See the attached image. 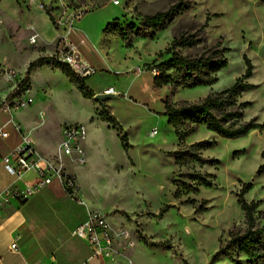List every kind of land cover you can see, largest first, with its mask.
I'll use <instances>...</instances> for the list:
<instances>
[{"label":"rangeland","instance_id":"rangeland-1","mask_svg":"<svg viewBox=\"0 0 264 264\" xmlns=\"http://www.w3.org/2000/svg\"><path fill=\"white\" fill-rule=\"evenodd\" d=\"M114 1L52 0L48 5L54 14L79 3L91 6L76 27L87 45L96 43L93 48L101 50L113 65L110 72L99 68L87 78L88 86L97 92L92 98L84 97L72 82L68 85L57 78L56 84L66 98L63 104L51 101L46 105L44 131L54 146L63 125L80 122L88 128V139L83 144L86 164L67 165L75 173L79 190L75 197L66 191V200L56 199L51 205L56 227H62L60 221L68 226L62 243L75 241L73 228L85 212L98 209L107 216L114 231L129 233L127 238L116 241V259L130 262L134 248L143 245L159 255V264H264L245 254L232 258L219 255L229 230L242 231L246 227L238 196L244 183H252L244 198L248 202L261 201L256 216L258 227L264 226V172L258 174L264 164V128L243 137L227 138L201 124L181 143L164 113L166 100L198 102L210 93L233 86L245 73L246 56L253 65V75L247 81L255 87L239 101L250 104L245 109L246 120L255 118L264 124V0ZM181 1L188 8L173 15L165 28H147L144 36H133L130 43L117 33H104V27L115 18L122 26H140L145 16L165 12ZM7 31L0 27V36ZM48 32L46 25L45 33ZM30 33L22 29L15 37L22 50H32L27 40ZM182 33L201 39L194 47L176 48L182 56L194 57L211 46L229 50L225 54L228 65L218 72L215 84L194 88L155 86V73H159L156 65L171 58L167 50ZM110 86L127 96L111 97L104 104L94 99ZM29 95L35 98L31 90ZM105 106L116 118L118 129L103 119ZM123 135L128 137L124 144ZM201 141L211 145L191 148ZM189 152H198L204 159L218 163L195 162L188 157ZM182 173H200L208 179L212 176L213 185L198 186L187 177L182 178L183 185L179 182ZM78 208L84 209L79 219L75 217Z\"/></svg>","mask_w":264,"mask_h":264},{"label":"crops","instance_id":"crops-1","mask_svg":"<svg viewBox=\"0 0 264 264\" xmlns=\"http://www.w3.org/2000/svg\"><path fill=\"white\" fill-rule=\"evenodd\" d=\"M42 1L46 6L52 2V0ZM0 11L4 15V20L0 15L3 21L0 27L8 30L6 34L0 36L1 102L17 89L19 83L26 76L30 63L41 57L52 56L59 40V30L52 23L44 8L25 7L21 0H3L0 4ZM80 23L82 24V21ZM46 25L49 28L48 34L45 33ZM22 29L31 31L27 40L32 50H22V44L15 39ZM78 29L76 27L75 35L83 36ZM0 33L2 34V32ZM33 33H37L39 36L35 44L29 40ZM86 45L87 40L84 45L80 46L79 56L93 64L97 69L110 72L113 65L101 50L93 48L97 46L96 43H92L90 46ZM4 68L14 69L17 72L16 77L11 79L4 76L1 72ZM57 78L69 85L70 79L53 64L39 65L31 72L30 90L35 101L30 106L14 113V122L19 126L21 132H18L13 125L6 127L10 135L6 140L0 142L1 154H6L21 144L23 136L30 138L41 158L53 157L58 153L62 140V127L59 132L60 140L55 146L44 131L48 118L46 105L50 104L51 101L63 104L66 98L56 84ZM86 82L88 84V80ZM109 88H114V96H127V93H116V88L113 86L105 88L103 92ZM7 119V115H0V125ZM35 182L36 175L34 172H29L25 174L22 180H18L0 168V192L5 193L10 187L24 189L27 185H32ZM56 199L66 200L67 194L60 183L54 180L29 199L21 200L11 197L10 203L2 207L0 213V264H159V255L147 250L143 245H137L132 251V260L126 262L121 258H103L93 255L91 246L82 239L73 236L72 232L71 235L76 240L69 244L62 243L68 226L61 221L59 224L62 227L59 226L58 228L55 225L54 220L56 219L52 218L51 205ZM83 211L84 209L78 208V216L75 217L82 216ZM85 218L86 212L82 221ZM15 242L18 247L16 250L11 247ZM75 244V250H73Z\"/></svg>","mask_w":264,"mask_h":264},{"label":"trees","instance_id":"trees-1","mask_svg":"<svg viewBox=\"0 0 264 264\" xmlns=\"http://www.w3.org/2000/svg\"><path fill=\"white\" fill-rule=\"evenodd\" d=\"M187 8L188 6H184L183 1H181L165 12L145 16L140 26L133 23L122 26L119 24V18H115L105 26L104 33H117L123 41L130 43L133 36H144L147 28L155 30L165 28L173 15L182 13ZM44 10L52 23L56 25V16L51 7L44 5ZM200 41L201 39L196 36L186 33H182L174 39L169 47L170 50H167V53L171 54V58L156 65V68H159V73L154 77V84L157 88H162L169 84H173L175 87L194 88L203 85L211 86L218 81V72L228 65V58L225 55L229 51L227 48L220 49L219 46L206 47V50L194 57L182 56L175 50L176 48L194 47ZM245 62V73L228 89L210 93L198 102L182 101L180 103H172L169 100L165 101L164 113L167 116L168 124L175 129L181 143L187 135L195 131L201 124L206 125L210 131L217 133L219 136L227 138L243 137L254 129L264 128V124L258 123L255 118L245 119V109L250 104L249 102L239 101L245 92L255 87L247 81L253 75V65L246 56ZM45 64H52L51 57H41L30 63L26 76L8 98L30 89L31 72L37 66ZM53 65L66 74L84 97L92 98L94 92L88 86L87 78L77 77L67 65ZM101 115L113 128L118 129L117 120L108 107H104ZM119 130H121V127ZM127 141V135H123L121 142L124 144ZM210 145L208 142L201 141L193 144L191 148L198 147L202 149L204 146L208 147ZM180 153L178 151L176 154L179 155ZM188 157L195 162L218 163V160L204 159L198 152H189ZM262 172H264V164L260 166L258 174ZM180 177L179 182L183 185H186L182 180L183 177H187L198 186L211 187L213 185L212 176L208 179L200 173H182ZM185 188H189V185ZM251 188V182L244 183L238 194L239 203L245 214L246 227L242 231L234 228L229 230L228 240L225 243H221L219 255L232 258L245 254L254 261H264V226L258 227L256 216V211L260 207L261 201L248 202L244 198ZM176 197H178V192ZM237 264L241 263L237 262Z\"/></svg>","mask_w":264,"mask_h":264},{"label":"built area","instance_id":"built-area-1","mask_svg":"<svg viewBox=\"0 0 264 264\" xmlns=\"http://www.w3.org/2000/svg\"><path fill=\"white\" fill-rule=\"evenodd\" d=\"M21 2L28 8H44L42 0H21ZM114 4H119V0H115ZM91 9V6L79 3L75 6H67L63 13L55 14V26L59 30V40L56 51L51 56V63L67 65L79 78H89L98 72L93 64L79 56L80 46L86 43V39L83 36L75 35L76 23L82 20ZM2 23L0 17V26ZM38 38V34L33 33L29 40L35 44ZM1 72L11 79L15 78L17 73L12 68H4ZM29 91L30 89H26L12 98H6L0 102V115L5 114L8 117L6 122L0 125V142L6 140L10 135L6 129L8 125H13L18 132H21L19 126L14 122V113L34 102ZM106 93L115 94L114 88H109ZM61 135L59 151L53 157H39L36 148L27 136H23L22 143L12 148L8 153H0V168H3L9 175L18 180H22L29 172H34L36 175V182L27 185L24 189L10 187L5 193L0 192V213L2 207L10 203L11 197L21 200L29 199L54 180H57L71 196H76L79 186L75 174L68 170L67 165L86 164L87 156L83 142L88 137V128L80 122L65 124L61 128ZM72 235L89 244L93 255L113 258L116 241L127 238L129 233L126 230L114 231L107 216L102 211L95 209L86 213V218L76 226ZM11 247L15 250L18 248L16 242Z\"/></svg>","mask_w":264,"mask_h":264},{"label":"water","instance_id":"water-1","mask_svg":"<svg viewBox=\"0 0 264 264\" xmlns=\"http://www.w3.org/2000/svg\"><path fill=\"white\" fill-rule=\"evenodd\" d=\"M114 97V94L112 93H102V94H97L94 96V99L97 100L98 102H100L101 104H104V102L111 98Z\"/></svg>","mask_w":264,"mask_h":264},{"label":"bare ground","instance_id":"bare-ground-1","mask_svg":"<svg viewBox=\"0 0 264 264\" xmlns=\"http://www.w3.org/2000/svg\"><path fill=\"white\" fill-rule=\"evenodd\" d=\"M156 134V132L154 131L153 133H152V135H155Z\"/></svg>","mask_w":264,"mask_h":264}]
</instances>
